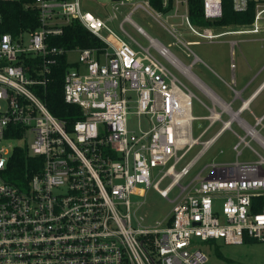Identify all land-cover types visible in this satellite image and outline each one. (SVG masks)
<instances>
[{
	"label": "built area",
	"instance_id": "1",
	"mask_svg": "<svg viewBox=\"0 0 264 264\" xmlns=\"http://www.w3.org/2000/svg\"><path fill=\"white\" fill-rule=\"evenodd\" d=\"M10 1L14 0H0V7ZM112 2L131 8L118 32L107 25L112 16L91 15L82 10L80 0H33L24 9L36 12V29L15 37L0 32V264H203L206 257L197 241L264 243V159L249 145L254 142L264 150L260 133L264 115H252L247 102L237 109L219 102L182 69L186 66L168 47L150 38L130 18L138 10L147 13L174 38V44L193 55L195 64L201 61L189 46L199 41L188 42L184 37L208 43L226 36L257 41L264 34V0H231L233 12H253L252 21L242 25L215 24L223 17L222 0H200V19L209 23L204 26L192 21V0ZM71 22H78L102 44L76 49L77 61H67L63 99L80 111L73 124L52 116L45 104L48 75L67 54L48 47L47 40L61 35ZM125 22L149 41L148 47L124 31ZM237 42L228 43L231 53ZM154 53L209 100L210 107L200 102L207 116L192 115L195 96ZM234 69L231 61L227 87L234 100H241L234 89ZM245 111L252 115V125L241 117ZM129 116L138 118L136 132L128 129ZM141 118L146 129L140 125ZM195 120L208 122L197 137L192 136ZM216 123H221L219 130L201 141ZM233 125L242 136L232 130ZM226 130L238 139L233 147L237 155L243 144L258 161L212 164L205 177L198 173L181 186ZM29 135L31 145L20 147L41 161L32 166L23 185H14L4 172L17 147L9 150L3 143L26 141ZM196 146H200L198 153L176 171ZM155 169L161 175L153 182ZM165 179L169 183L161 190L159 183ZM137 185L152 187L165 199L178 187L164 223L142 227L138 221L134 227L130 195Z\"/></svg>",
	"mask_w": 264,
	"mask_h": 264
},
{
	"label": "rangeland",
	"instance_id": "2",
	"mask_svg": "<svg viewBox=\"0 0 264 264\" xmlns=\"http://www.w3.org/2000/svg\"><path fill=\"white\" fill-rule=\"evenodd\" d=\"M82 10L98 17H105L107 15L112 16V20L107 22L109 28L118 32L119 24L129 14L130 6H119L118 3L111 0H80ZM114 7H117L115 10ZM132 22L138 26L144 33L150 38L159 41L165 47H168L171 54L177 58L184 66H190V72L204 84L207 88H210L216 95H219L223 101L228 102L232 97V93H222L226 85L221 82L217 76L213 73L216 72L227 85H230V79L227 77L229 72L227 63L224 59L226 53L230 52V41H238L233 46V53L237 55V61H239V53H264V42L250 41L253 37H222L218 41L208 43L206 41L199 40L192 36L184 37L185 41L194 42L199 41L198 44L189 46L190 51L199 58L201 62L192 64L193 55L188 52L182 45L174 44L176 41L172 38L162 27H160L151 17L142 10L134 12L130 16ZM204 26V25H203ZM124 31L140 46L148 47L149 41L144 38L137 30L129 23L122 24ZM134 46V45H133ZM135 47V46H134ZM78 52L76 50L69 51L66 54V59L69 63L77 61ZM156 54V53H154ZM189 54V55H187ZM157 56V54H156ZM158 59L171 71L179 81L187 87L189 91L193 93L195 98L191 102V111L194 117H205L208 115V111L201 103L210 107L209 100L199 91L194 85H192L186 78H184L179 72L174 70L163 58L157 56ZM223 64L224 72H220L216 66ZM212 70H210V69ZM227 71V72H226ZM264 75V74H263ZM238 89V87L236 86ZM229 94V96H228ZM243 97H246L244 95ZM263 97L252 106V110L256 116L261 115L259 106ZM201 102V103H200ZM237 102L232 105L233 109H236ZM251 125L253 124L252 118L247 112L241 115ZM223 119H226L225 117ZM140 125L143 129H146L147 124L144 118L140 119ZM128 129L130 131H137L138 118L136 116L128 117ZM208 126V122L205 120H195L192 124V136L197 137L200 132ZM221 123L213 125L208 132L201 137V141H205L213 136L220 128ZM232 130L238 135L242 136L243 133L239 131L236 125L232 126ZM264 137V131L260 132ZM33 142V136L29 135L24 140H9L3 143L4 146L10 150L12 147L30 146ZM238 143V139L229 130L224 131L217 140L205 151V153L199 158L195 166L191 170L190 174L181 181V186H186L190 181L198 174L201 173V177H205L211 170L212 164L228 163L232 164L236 161L239 163L255 164L259 157L255 155L251 149L256 151L264 159V150L261 149L256 143L251 142L250 148L240 144L237 148L239 155L233 150V147ZM200 150V146L194 147L188 152L177 166L176 171H179L188 161H190ZM264 169V166H263ZM158 169L153 171V182L156 181L161 173H157ZM169 183L168 179L159 183V189L163 190ZM179 193L178 187H176L168 195V199L162 198L152 187L146 188L145 185H137L130 195V215L132 217L134 227L139 221L142 227L153 226L157 222H165L173 209L174 204L170 201L173 200ZM141 203V205H140ZM142 219V220H140ZM201 252L205 255L206 260L203 264H264V243L260 242H245L240 245H225L222 240L213 243H203L197 241Z\"/></svg>",
	"mask_w": 264,
	"mask_h": 264
},
{
	"label": "trees",
	"instance_id": "3",
	"mask_svg": "<svg viewBox=\"0 0 264 264\" xmlns=\"http://www.w3.org/2000/svg\"><path fill=\"white\" fill-rule=\"evenodd\" d=\"M33 0H14L2 3L0 13L2 15L1 33H9L17 36L24 32L36 29L37 15L34 10L24 9L25 4H31ZM223 17L216 21L217 25H242L252 21V10L249 9L245 14L235 13L231 7V0H222ZM154 7H157L152 2ZM192 21L200 25H208L200 19V0H192L190 5ZM199 21V22H198ZM48 47L73 51L76 49L99 48L102 44L94 38L78 22H71L62 29L61 35L51 36L47 40ZM69 64L66 55L58 59L57 64L51 69L46 84L45 104L49 113L55 118L69 124H73L80 118V111L64 102L62 95V80ZM40 158L28 155V148L17 147L8 159L5 178L14 185H23L26 174L32 173V166L40 164Z\"/></svg>",
	"mask_w": 264,
	"mask_h": 264
},
{
	"label": "crops",
	"instance_id": "4",
	"mask_svg": "<svg viewBox=\"0 0 264 264\" xmlns=\"http://www.w3.org/2000/svg\"><path fill=\"white\" fill-rule=\"evenodd\" d=\"M263 40V41H260ZM253 42H264V34L257 37V41ZM234 52V50H233ZM240 59L237 61V55L236 53H226L224 56V59L227 63L228 68V78L232 79V72L230 70V63L231 61L234 62L235 69L233 71V78L235 87L234 89L238 92H240V99L241 100H234V95L232 91L227 87V84L224 82V80L217 75L216 72H213L217 78L223 82L226 85V89L224 92V89L221 90L222 93H227V91L232 93V97L229 99L228 102L223 101V99L216 95L210 88H207L204 84V88L211 93L213 96L216 97V99L221 103L230 104L231 106L237 102L236 109L240 106L241 102H247L248 104V111L251 112L252 115L255 117H258L255 115V113L252 110V106L259 100V98L263 97V100L261 102V105L259 106L260 111L262 112L259 117L264 115V53H239ZM223 64H220L219 66H216V68L220 72H224ZM210 69V68H209ZM211 70V69H210ZM212 71V70H211ZM227 72V71H226ZM238 87V89L236 88ZM246 95V97H243ZM229 96V94H228ZM211 105V104H210ZM249 116L252 118V115L248 112ZM244 119V118H243ZM253 120V118H252ZM248 122V121H247ZM249 123V122H248Z\"/></svg>",
	"mask_w": 264,
	"mask_h": 264
},
{
	"label": "bare ground",
	"instance_id": "5",
	"mask_svg": "<svg viewBox=\"0 0 264 264\" xmlns=\"http://www.w3.org/2000/svg\"><path fill=\"white\" fill-rule=\"evenodd\" d=\"M182 69L193 79V80H195L194 78H193V76H192V74H191V72L189 71V68H187V67H182ZM196 81V80H195ZM197 83H199L198 81H197ZM199 85H201L200 83H199Z\"/></svg>",
	"mask_w": 264,
	"mask_h": 264
},
{
	"label": "water",
	"instance_id": "6",
	"mask_svg": "<svg viewBox=\"0 0 264 264\" xmlns=\"http://www.w3.org/2000/svg\"><path fill=\"white\" fill-rule=\"evenodd\" d=\"M112 1H117V0H112Z\"/></svg>",
	"mask_w": 264,
	"mask_h": 264
}]
</instances>
